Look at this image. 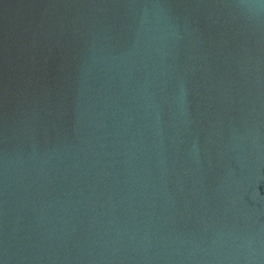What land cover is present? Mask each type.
I'll use <instances>...</instances> for the list:
<instances>
[{
	"label": "water",
	"instance_id": "1",
	"mask_svg": "<svg viewBox=\"0 0 264 264\" xmlns=\"http://www.w3.org/2000/svg\"><path fill=\"white\" fill-rule=\"evenodd\" d=\"M0 264H264V0H0Z\"/></svg>",
	"mask_w": 264,
	"mask_h": 264
}]
</instances>
